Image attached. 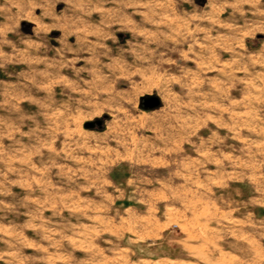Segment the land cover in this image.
I'll use <instances>...</instances> for the list:
<instances>
[{"label": "rangeland", "instance_id": "obj_1", "mask_svg": "<svg viewBox=\"0 0 264 264\" xmlns=\"http://www.w3.org/2000/svg\"><path fill=\"white\" fill-rule=\"evenodd\" d=\"M0 264H264V0H0Z\"/></svg>", "mask_w": 264, "mask_h": 264}, {"label": "water", "instance_id": "obj_2", "mask_svg": "<svg viewBox=\"0 0 264 264\" xmlns=\"http://www.w3.org/2000/svg\"><path fill=\"white\" fill-rule=\"evenodd\" d=\"M160 101L157 97H146L143 99V105L142 108L144 109H155L159 106ZM101 126L100 121H95V122H89L85 123V128L86 129H93L95 126Z\"/></svg>", "mask_w": 264, "mask_h": 264}, {"label": "bare ground", "instance_id": "obj_3", "mask_svg": "<svg viewBox=\"0 0 264 264\" xmlns=\"http://www.w3.org/2000/svg\"><path fill=\"white\" fill-rule=\"evenodd\" d=\"M215 95V94H214Z\"/></svg>", "mask_w": 264, "mask_h": 264}]
</instances>
